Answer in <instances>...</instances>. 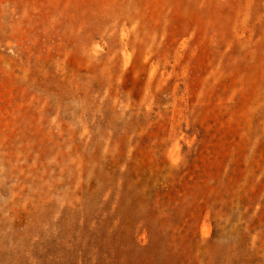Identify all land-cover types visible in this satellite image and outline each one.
Segmentation results:
<instances>
[{"label": "rangeland", "instance_id": "rangeland-1", "mask_svg": "<svg viewBox=\"0 0 264 264\" xmlns=\"http://www.w3.org/2000/svg\"><path fill=\"white\" fill-rule=\"evenodd\" d=\"M26 55L0 264H264V3L0 0Z\"/></svg>", "mask_w": 264, "mask_h": 264}, {"label": "bare ground", "instance_id": "bare-ground-1", "mask_svg": "<svg viewBox=\"0 0 264 264\" xmlns=\"http://www.w3.org/2000/svg\"><path fill=\"white\" fill-rule=\"evenodd\" d=\"M18 57H20L19 54H16ZM29 64H30V58L26 55V60L21 65H18L17 63L13 62L12 64L6 66L5 64L0 65V81L2 84H4L7 81L19 79L21 77V81L24 79L25 84L28 80V72H29ZM19 100L15 97H12L10 101L7 102L8 107L12 108L15 104H17ZM23 107H28L30 104V99L28 97V90L27 94L24 96V98L21 100Z\"/></svg>", "mask_w": 264, "mask_h": 264}, {"label": "crops", "instance_id": "crops-1", "mask_svg": "<svg viewBox=\"0 0 264 264\" xmlns=\"http://www.w3.org/2000/svg\"><path fill=\"white\" fill-rule=\"evenodd\" d=\"M155 3H188V4H237V3H264V0H136Z\"/></svg>", "mask_w": 264, "mask_h": 264}]
</instances>
